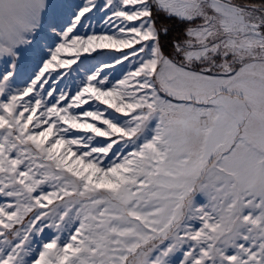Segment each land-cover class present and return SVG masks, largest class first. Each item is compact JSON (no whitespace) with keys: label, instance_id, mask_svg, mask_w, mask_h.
<instances>
[{"label":"snow or ice","instance_id":"1","mask_svg":"<svg viewBox=\"0 0 264 264\" xmlns=\"http://www.w3.org/2000/svg\"><path fill=\"white\" fill-rule=\"evenodd\" d=\"M0 61V264H264V0H0Z\"/></svg>","mask_w":264,"mask_h":264},{"label":"rangeland","instance_id":"2","mask_svg":"<svg viewBox=\"0 0 264 264\" xmlns=\"http://www.w3.org/2000/svg\"><path fill=\"white\" fill-rule=\"evenodd\" d=\"M60 2H63V3H79V2H81V0H60ZM100 27H102V25H99L97 27V31L100 30ZM89 63L90 64H95V63H97V61L96 60H91V61H89ZM0 67H2V61H0ZM73 67H75V65H73ZM117 75H119V72L117 73ZM76 83H79L78 79H77Z\"/></svg>","mask_w":264,"mask_h":264}]
</instances>
